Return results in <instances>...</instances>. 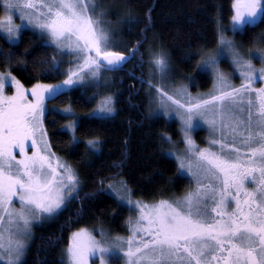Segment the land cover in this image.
Listing matches in <instances>:
<instances>
[{
    "label": "snow or ice",
    "instance_id": "snow-or-ice-1",
    "mask_svg": "<svg viewBox=\"0 0 264 264\" xmlns=\"http://www.w3.org/2000/svg\"><path fill=\"white\" fill-rule=\"evenodd\" d=\"M0 7V33L9 41H19L30 25L48 38L49 46L75 57L61 84L37 82L29 89L11 71L0 72V264H20L33 220L56 213L79 185L74 169L54 160L50 151L44 127L47 101L66 87L99 83L102 72L117 69L129 56L111 50L108 32L94 18L93 0H0ZM232 9L234 33L264 20V0H233ZM225 53L242 80L238 87L217 67ZM149 57L150 67L163 79L169 71L166 54ZM259 58L264 61V50ZM198 67L214 73L207 98L192 97L184 88L170 95L147 81L165 115L175 108L187 144L176 159L195 187L180 198L152 204L128 199L138 213L127 221L129 235L107 239L101 232L97 239L80 228L69 237L66 264H95L97 255L100 264H110L107 258L117 254L125 264H264V87H255L258 79L264 82V67L257 69L223 35L215 53ZM51 68L59 71L55 59ZM8 88L14 91L9 94ZM176 95L186 97L184 102ZM114 103L113 96H101L93 114L111 115ZM65 113L72 114L70 109ZM197 117L214 137L219 135L208 148H197L189 135ZM67 127L74 132L76 125ZM98 143L88 141L93 149ZM109 188L121 195L120 189Z\"/></svg>",
    "mask_w": 264,
    "mask_h": 264
},
{
    "label": "trees",
    "instance_id": "trees-1",
    "mask_svg": "<svg viewBox=\"0 0 264 264\" xmlns=\"http://www.w3.org/2000/svg\"><path fill=\"white\" fill-rule=\"evenodd\" d=\"M99 1L116 8L127 19L121 30L124 47L117 51L130 54L137 47L139 51L115 69L114 115H89L97 100L88 90L75 88L54 99L71 106L77 114V140L65 128L68 118L64 114L49 113L44 122L50 145L57 156L78 171L82 184L54 221L35 229L20 264H65L69 237L83 227L103 224L126 233L131 211L106 191L107 184L114 180H124L134 198L147 201L182 193L189 186V179L181 174L169 153L171 144L163 137L166 132L180 137L178 124L150 116L148 48L152 42L159 43L180 70L197 75L198 88H208L211 77L196 71L197 66L204 52L218 46L220 26L230 22L234 14L233 0ZM2 13L0 7V16ZM263 32L264 20L246 27L239 34L240 42L252 47ZM53 59L59 63V71L52 70ZM62 67L55 48L37 33L25 30L15 43L0 34V71H11L25 87L60 81ZM89 140L99 141L95 149L89 147Z\"/></svg>",
    "mask_w": 264,
    "mask_h": 264
},
{
    "label": "rangeland",
    "instance_id": "rangeland-1",
    "mask_svg": "<svg viewBox=\"0 0 264 264\" xmlns=\"http://www.w3.org/2000/svg\"><path fill=\"white\" fill-rule=\"evenodd\" d=\"M93 3L95 5H97V7L95 8L94 18L99 19L101 22L100 26L103 27L108 32V34L111 38L112 45H113L111 50L121 51V48L124 47L123 46L124 42H123V39L121 38V30L123 28L124 21H126L127 19L116 8H111L112 6L109 7L108 5H105V4L103 5L99 0H93ZM2 15H3V13H2ZM15 23L19 25L21 23V21L19 19H16ZM231 28H232V20H230V22H228L224 25H221L220 29H219V37L221 35H223V36L227 37L228 39L233 40L237 49L240 51V53L245 57V59H251L253 65L257 69L264 67V61H262L259 58L260 51L264 50V32H263L260 40H258L254 46L248 47V46H245L244 44H242L239 40V34H242L246 28L243 31L238 30L235 33L231 30ZM25 30H30V31L37 33L40 38H42L47 44L50 45V41L48 40V38L46 36H42L38 31L33 29L30 25H26V27L22 30V32H24ZM0 34L6 38V36L3 33H0ZM10 42H12V41H10ZM216 48L210 49V50L204 52V54L202 55V58L200 59V62L203 58H206L207 54H209V53L214 54ZM55 50L57 51V53L59 55L60 61H62V63H63L62 79L58 82L45 83V84H61L62 81L66 79V73H67L68 68L74 67V65L69 63V61L75 60L74 56L68 55V54H62L61 51L57 48H55ZM159 51H163L166 54L167 60H168V66H169V71L165 74L163 79H161L159 74L155 73L154 69H152L149 65V58H150L149 53H155V52H159ZM124 54H126V53H124ZM126 55L130 56L129 54H126ZM200 62H199V64H200ZM217 67L226 76H228L230 81L233 84H235L237 87L241 84L242 80L239 76V73L234 72L235 66L232 64L231 57L227 53H225V56L220 60V63L218 64ZM147 68H148V70H147L146 82L151 80L154 85L163 87L164 90L169 92L170 95H175L178 89L184 88V89H186L187 94L191 95L192 97L203 96L204 98H207V93H209L213 89L214 73L211 69L201 70V68L197 66L196 71H203V72L209 73V75L211 77V82H212L208 88H205V89L198 88V85L196 84L197 83V75L195 73H184L182 70H180L171 60L168 51L165 48H163L161 45H159V43H153L152 42L149 45V48H148V67ZM0 72H3V71H0ZM7 72L8 71H6L4 73H7ZM116 73H118V72L115 70L104 71L101 74V78L99 80V83L88 82V83H85L83 85H75V86H71V87H66L62 92H65V91L69 92L75 88H80L82 90H88V92L91 93L92 97L95 96L96 100H97V104H98L100 97L103 95H111V96H113L114 101H115V95L113 94L114 93L113 90L115 88V79H116L115 75H116ZM31 87H26V88L30 89ZM255 87H264V82H261L258 79L257 83L255 84ZM7 91L9 92V94H11V92L14 91V89L8 88ZM147 91L150 95V103H149L150 116L152 118L164 117L167 121L176 122L178 124L180 137L174 138L170 132L164 133L163 137H169L170 138V139H166L171 144V147H172V149L169 153H170V155H172V157L177 161V163L179 165V162L176 159V157L184 154L185 149L187 148V144L183 142L184 138H185L184 132L182 131L181 122L175 114V108L173 106L170 113L168 115H165L163 109H161L159 107L158 94L156 93L155 88L154 87L150 88L148 82H147ZM98 93H99V95H97ZM176 98L181 99V101L184 102V99L186 97L176 95ZM97 104H96V107L94 108V110L97 108ZM47 108L49 111L46 113V115L49 113H62L68 118V121H67L65 128L71 133L73 139L75 140L76 139V128H75V131L73 132L72 129L67 127L70 123H75L76 126L78 123V116L75 113V111L73 110V108L71 106L61 105L60 103H57L54 99H50L49 101H47ZM114 108H115V103H114ZM65 109H70L72 114L71 115L66 114ZM94 110L89 112V115L106 117V116L114 115L116 112V108H115L114 113H112L111 115H108V114H95L94 115L93 114ZM44 127H45V122H44ZM45 129H46V127H45ZM199 131H200V135L198 137L197 134ZM189 135H190L191 139L194 141L195 146L199 149L208 148L210 146L209 141L211 139H213V138L219 139V135H216L214 137L212 129L200 117H197L194 119L193 127L189 131ZM47 139L49 141L48 133H47ZM49 144H50V141H49ZM50 151H51V153L54 154V160H55V158H59L62 163H65L74 169V171L76 172V174L79 178V185H78V190H79V188L81 187L82 181H81V178L79 176L78 171L71 164H69L65 159L57 156L53 152L51 145H50ZM29 154H31V150L29 151ZM180 172L184 176H187V178L189 179V186L182 193H179V194H176V195H173L170 197H166V198H161V199L173 200V199L180 198L187 191H189L190 189L195 187V183H194L193 179L190 177V175L187 173V170L186 169L180 170ZM109 185H113L115 188L120 189L121 195L118 196L115 191H113L112 189L109 188ZM125 188L127 189L126 192L123 191V189H125ZM106 191H108V193L112 194L119 201H121L122 203H124L125 205L128 206V208L131 211L129 218L130 217L135 218V216L138 213L134 210V208H130V206L127 204L128 199H131L133 201L140 200L146 204L156 203V202L161 200V199H158V200H153V201H147V200L134 198L132 195L131 189L128 187V185L125 183V181L122 179L114 180L111 183H108L106 186ZM76 194L77 193H75L74 197L76 196ZM121 196L123 197V200H121ZM70 200L66 201L65 205H63L61 209L57 210L56 213H54L50 216L44 215L38 219L33 220L32 224L30 226V230H29L30 235L25 240L26 248H25L23 255L20 257V263L24 259L25 255L27 253V249L32 242L35 229L39 226H47L52 221H54L58 217V215L61 213V211L65 208V206L67 205V203ZM15 206L19 207V204L17 203ZM83 228H87L88 230L92 231L93 235H95L97 239H101V235H100L101 232L104 233V237L107 239H111V238L116 237V236L127 237L129 235L128 227H127L126 233H119L116 231H112L108 226L103 225V224H98L95 226L83 227ZM77 230H75V231H77ZM66 259L67 258L65 255V262H66ZM92 259L95 261V264H100V260H99L98 255L96 257H93ZM107 259L110 260V264H125L124 258L122 257L121 254H117L116 256L108 257Z\"/></svg>",
    "mask_w": 264,
    "mask_h": 264
},
{
    "label": "water",
    "instance_id": "water-1",
    "mask_svg": "<svg viewBox=\"0 0 264 264\" xmlns=\"http://www.w3.org/2000/svg\"><path fill=\"white\" fill-rule=\"evenodd\" d=\"M126 55V54H125ZM126 56H128V55H126ZM129 59H130V56H129V58H128V60H126L121 66H123L125 63H127L128 61H129ZM120 66V67H121Z\"/></svg>",
    "mask_w": 264,
    "mask_h": 264
},
{
    "label": "bare ground",
    "instance_id": "bare-ground-1",
    "mask_svg": "<svg viewBox=\"0 0 264 264\" xmlns=\"http://www.w3.org/2000/svg\"><path fill=\"white\" fill-rule=\"evenodd\" d=\"M125 64H126V63H125ZM125 64H124V65H125ZM124 65H123V66H124ZM123 66H121V67H123ZM121 67H118V68H121Z\"/></svg>",
    "mask_w": 264,
    "mask_h": 264
},
{
    "label": "flooded vegetation",
    "instance_id": "flooded-vegetation-1",
    "mask_svg": "<svg viewBox=\"0 0 264 264\" xmlns=\"http://www.w3.org/2000/svg\"><path fill=\"white\" fill-rule=\"evenodd\" d=\"M240 40V39H239Z\"/></svg>",
    "mask_w": 264,
    "mask_h": 264
}]
</instances>
